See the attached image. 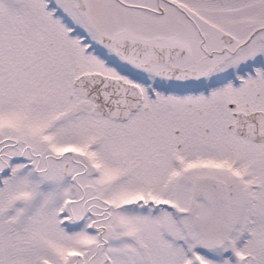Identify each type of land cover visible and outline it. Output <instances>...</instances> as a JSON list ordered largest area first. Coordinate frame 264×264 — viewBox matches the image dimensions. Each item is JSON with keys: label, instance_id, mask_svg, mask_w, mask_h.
<instances>
[{"label": "snow or ice", "instance_id": "snow-or-ice-1", "mask_svg": "<svg viewBox=\"0 0 264 264\" xmlns=\"http://www.w3.org/2000/svg\"><path fill=\"white\" fill-rule=\"evenodd\" d=\"M0 264H264V0H0Z\"/></svg>", "mask_w": 264, "mask_h": 264}]
</instances>
